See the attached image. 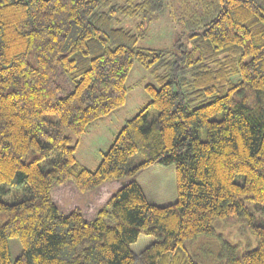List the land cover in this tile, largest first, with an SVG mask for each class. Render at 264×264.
<instances>
[{
  "label": "trees",
  "instance_id": "obj_1",
  "mask_svg": "<svg viewBox=\"0 0 264 264\" xmlns=\"http://www.w3.org/2000/svg\"><path fill=\"white\" fill-rule=\"evenodd\" d=\"M166 10L176 45L137 46ZM134 61L149 102L89 169L80 137L124 104ZM154 163L174 166L172 203L136 181ZM217 220L256 240L222 264H264V0H0V264H199L187 244Z\"/></svg>",
  "mask_w": 264,
  "mask_h": 264
},
{
  "label": "rangeland",
  "instance_id": "obj_2",
  "mask_svg": "<svg viewBox=\"0 0 264 264\" xmlns=\"http://www.w3.org/2000/svg\"><path fill=\"white\" fill-rule=\"evenodd\" d=\"M136 21L137 19H122L120 26L135 32ZM186 31L187 27L181 22H174L169 11L166 10L149 24L145 34L138 39L137 46L154 49L172 48ZM148 83L155 84L150 69L134 61L125 82L124 104L92 122L80 137L75 156L84 166L94 169L125 120L147 105L149 97L143 87ZM136 181L151 203L166 205L176 200L173 165L154 163L140 172L136 176ZM2 197L9 201L11 195L9 193ZM214 227L213 235H201L187 244L190 254L199 264H222L220 254L225 243L237 246L240 251L250 250L256 246L254 235L240 223L228 224L226 221L217 220ZM153 239L152 236L140 235L137 241L131 244V249L138 253ZM8 245L11 261H14L21 252L20 242L18 238L11 237L8 239Z\"/></svg>",
  "mask_w": 264,
  "mask_h": 264
}]
</instances>
